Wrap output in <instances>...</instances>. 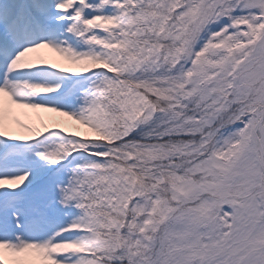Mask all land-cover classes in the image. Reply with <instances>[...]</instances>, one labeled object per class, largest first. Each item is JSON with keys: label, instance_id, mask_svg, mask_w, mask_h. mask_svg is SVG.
Masks as SVG:
<instances>
[{"label": "snow or ice", "instance_id": "6c2138e0", "mask_svg": "<svg viewBox=\"0 0 264 264\" xmlns=\"http://www.w3.org/2000/svg\"><path fill=\"white\" fill-rule=\"evenodd\" d=\"M0 264H264V0H0Z\"/></svg>", "mask_w": 264, "mask_h": 264}]
</instances>
